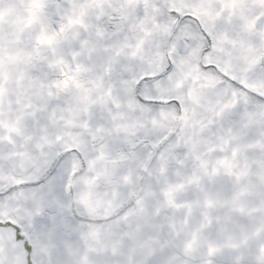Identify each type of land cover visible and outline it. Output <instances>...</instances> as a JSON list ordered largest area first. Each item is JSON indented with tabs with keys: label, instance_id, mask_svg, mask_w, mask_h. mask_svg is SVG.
I'll return each instance as SVG.
<instances>
[{
	"label": "snow or ice",
	"instance_id": "1",
	"mask_svg": "<svg viewBox=\"0 0 264 264\" xmlns=\"http://www.w3.org/2000/svg\"><path fill=\"white\" fill-rule=\"evenodd\" d=\"M0 264H264V0H0Z\"/></svg>",
	"mask_w": 264,
	"mask_h": 264
}]
</instances>
